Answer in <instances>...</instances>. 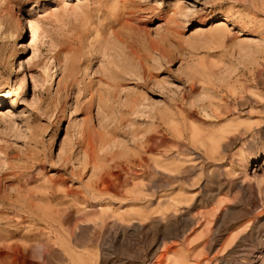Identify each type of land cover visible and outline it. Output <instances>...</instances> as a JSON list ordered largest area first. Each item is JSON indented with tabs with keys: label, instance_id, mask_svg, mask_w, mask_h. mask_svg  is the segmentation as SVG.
Instances as JSON below:
<instances>
[{
	"label": "rangeland",
	"instance_id": "obj_1",
	"mask_svg": "<svg viewBox=\"0 0 264 264\" xmlns=\"http://www.w3.org/2000/svg\"><path fill=\"white\" fill-rule=\"evenodd\" d=\"M179 197L181 233L103 252L89 221L70 246V215ZM150 247L149 264H264V0H0V264Z\"/></svg>",
	"mask_w": 264,
	"mask_h": 264
},
{
	"label": "bare ground",
	"instance_id": "obj_2",
	"mask_svg": "<svg viewBox=\"0 0 264 264\" xmlns=\"http://www.w3.org/2000/svg\"><path fill=\"white\" fill-rule=\"evenodd\" d=\"M189 158L190 159H188V164H190V166L182 168L181 167L182 165H181L180 167L177 168V173L179 175L181 173L184 174L186 172L191 174V173L196 172L202 168V164H201L202 160H201V156L199 154H197V153L191 154V156ZM141 163L143 165H146V163H144V162H141ZM227 175L228 174H226V176L224 178L225 181H229L227 178ZM234 182H235L234 185H237V182L236 181H234ZM170 184H172V183H166L163 186H170ZM154 185H151V186L156 187V185L155 186ZM152 187H149V188H152ZM149 188H148V190H149ZM178 188L182 189V190L184 189L183 187H180V186H178ZM241 188L243 190L244 195H249L250 205L252 207L256 206L258 201L255 197H253V190L251 188L242 187V185H241ZM133 198H134V200L145 199V198L141 197L140 195L133 196ZM182 199H183V197H179V199L177 200V202H179V203H177L178 205L174 204V201H171V200L168 201V204H166L165 209H163V210L158 209L161 211H159V212L156 211L157 213L154 212V214L149 212L146 214L140 213V214L135 215L131 211L123 209L122 211H108V212L101 211L99 213L98 217L93 218L87 213L77 212L74 215H70L69 220H68V224H67L66 230L69 232V242H72V244L70 246H73V245L75 246V244H79L80 242L83 241V239L85 238V234L88 231V228L87 227H81V224L84 225V222H89V221H91V224H92L90 230H92V231L97 230L98 231V235L96 237H94V239L92 238V240L96 241V244L101 245V249L103 250V252L108 247L107 243H111L112 245L117 244L119 246H123L126 244L128 245V243L130 241H132V238L134 240V237H136V236H142V235L145 236L148 234V232H150V230L152 231L153 229L156 231H160L163 234L165 232L181 233V230L183 229V227H185L189 223V221L187 220V215L189 214L188 212H189V208H190L187 206L182 207L180 205V202L183 201ZM158 204L160 206H163V204H165V203L158 202ZM172 206L175 208V210L177 212H173L174 210L170 211V208ZM92 215H94V214H92ZM249 232L248 233H249L250 238L253 236L257 237V236H259L258 232L260 233V231H256L255 229H253ZM156 234H157V232H156ZM162 237H164V235ZM139 238H141V237H139ZM245 238H246L245 236L244 237L242 236L243 240H246ZM215 244H216V242H214V239H213L208 244V248L211 249ZM104 245H106L107 247H105ZM43 246H44V244L42 242L38 243L39 248L43 247ZM111 248H113V247H111ZM152 252H153V249H152V247H150V248H148V253H146L148 257L145 258V257L139 256V258H141L140 263L141 264H149V262H151L150 255ZM77 258H78V261L81 262L82 264L89 263V261H90L88 256H86L82 253H80ZM111 262H112V264H114L115 261L112 260ZM121 264H126V262H123ZM151 264H153V263H151ZM241 264H243V263H241Z\"/></svg>",
	"mask_w": 264,
	"mask_h": 264
}]
</instances>
